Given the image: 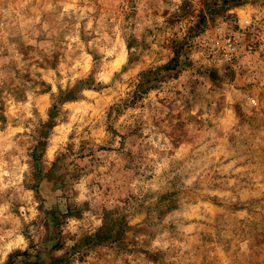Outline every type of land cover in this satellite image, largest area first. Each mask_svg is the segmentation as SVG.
<instances>
[{"label":"rangeland","instance_id":"rangeland-1","mask_svg":"<svg viewBox=\"0 0 264 264\" xmlns=\"http://www.w3.org/2000/svg\"><path fill=\"white\" fill-rule=\"evenodd\" d=\"M0 264H264V0H0Z\"/></svg>","mask_w":264,"mask_h":264}]
</instances>
